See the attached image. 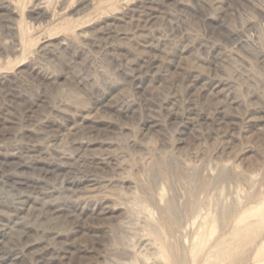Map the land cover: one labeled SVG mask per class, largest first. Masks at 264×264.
<instances>
[{"label": "rangeland", "instance_id": "rangeland-1", "mask_svg": "<svg viewBox=\"0 0 264 264\" xmlns=\"http://www.w3.org/2000/svg\"><path fill=\"white\" fill-rule=\"evenodd\" d=\"M263 203L264 0H0V264H264Z\"/></svg>", "mask_w": 264, "mask_h": 264}, {"label": "bare ground", "instance_id": "bare-ground-1", "mask_svg": "<svg viewBox=\"0 0 264 264\" xmlns=\"http://www.w3.org/2000/svg\"><path fill=\"white\" fill-rule=\"evenodd\" d=\"M259 211H261V215H260V218L258 219V221L264 223V203L259 207L257 208ZM233 212V211H232ZM232 212H231V215H232ZM240 214V213H239ZM245 216V213H241L237 219L235 218V225L233 226V231L230 233L233 234V240H236V239H239L243 234L245 233H242V231H246V235H254V230H251L250 228L253 226V225H256V223H253V224H248L246 226H244L243 228L242 227H239L237 224L238 222L241 221V219ZM225 218V220H224ZM230 218V213L228 212L227 214H225V216L223 215V227H224V223H225V227H228L230 226V220H228ZM228 220V221H227ZM256 232V231H255ZM231 241V240H228L226 239L225 237H222L220 239L217 240V244H216V248L218 249V254L221 258H227V257H232L233 255L229 254V252H227L226 250H223L225 248V246L228 244V242ZM233 242V241H232ZM239 245V244H238ZM262 246H264V241L262 243ZM239 247V246H238ZM237 248V246H236ZM235 250V248H234ZM238 256V255H237Z\"/></svg>", "mask_w": 264, "mask_h": 264}]
</instances>
